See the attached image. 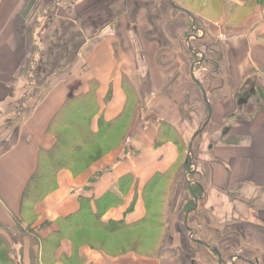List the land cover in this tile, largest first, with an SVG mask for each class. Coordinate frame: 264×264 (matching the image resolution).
<instances>
[{
  "label": "crops",
  "instance_id": "0c3cea01",
  "mask_svg": "<svg viewBox=\"0 0 264 264\" xmlns=\"http://www.w3.org/2000/svg\"><path fill=\"white\" fill-rule=\"evenodd\" d=\"M3 1L0 0L2 3ZM228 1L230 10L231 7L235 11L246 6V0ZM233 3L237 4V7H234ZM17 4L18 2H11V8L0 14V233L11 246L15 264H32V253L41 251V238L47 237L58 228L61 217L79 208L80 195L98 198L108 190H117L119 178L125 173H131L133 181L126 187L123 201L109 207L103 219H124L130 222L139 220L147 213L144 198L146 184L155 174L159 172L167 174L173 170L182 156L181 144L179 145L169 135L165 134L161 138L162 141L157 143V138L163 131L160 128L161 122L166 120L173 122L168 116L172 114V110L176 111L174 107L180 105L178 103L180 89L168 82L167 70H148V78L143 80L141 79L143 75L140 74L135 84L133 75L140 72L128 68L130 57L127 51L128 59L121 56L120 61L111 57L116 65L115 70L114 65L110 66L108 62L98 65L97 54L102 60L104 55L99 52L106 51L107 47L112 51V41L102 40L97 49L95 48L97 45L92 48L93 54L87 57L89 68L85 71L89 80L95 78L100 82L96 90V100L101 108L91 119L92 130L99 129L101 116L111 120L130 102L126 87L122 86L123 76H128L136 86L141 103L138 104V109L134 110L127 135L119 145L80 173H75L70 168L58 172L57 187L34 206L31 225L35 232L19 240L15 235V225L20 216L24 189L36 169L39 149L49 148L56 141V138L47 131L49 122L67 95L74 91V93L88 91L89 83L79 76H73L78 80V85L71 88L64 80L61 82L63 85L61 98L39 100L37 109L33 108L34 101L39 99L37 97L35 100L32 92L35 87L32 83L22 82L18 74L16 77V74L11 73L12 70L16 71L18 66V70H21L22 63L19 60L23 58V51H26L21 43V35L18 29L14 32L12 29H3L19 25L18 22L13 24L11 22L12 11ZM252 6L253 8L249 9L250 13L238 24H227L226 15L221 14L216 22L205 25L213 26L219 38L232 44L235 53L238 52L229 57L233 77L231 75L228 82L231 83V89L237 98L221 100L215 105L209 99V91L207 93L205 89L200 88L201 84L198 86L190 81L184 83L180 93L185 91L184 97L189 96L187 104L191 102V96L192 101L197 102L199 99L201 101L198 102H202L203 99L206 101L205 113L211 109L206 127L208 125L210 127V123L214 121L220 124L216 131L219 142L216 146L209 147L213 148V158L208 164V174L204 180L197 182L203 192L202 196L206 197L210 192L216 205L227 206V199H234L235 194L244 193V196L252 199L253 204L250 207L253 208V212L250 218L255 220L252 225L256 228L252 227L249 235L252 242L259 248H264V0H254ZM21 26H24L23 21ZM205 33L207 36L210 34L209 31ZM78 37L79 43L85 39ZM81 52L80 50V55ZM81 63H85V59H82ZM82 64L80 67H83ZM120 64L126 67L120 69ZM80 71L77 70L78 73ZM216 71L218 70H214L213 77L225 84L224 78L218 75L219 73L216 74ZM71 72L75 74L74 70ZM145 82L149 83V87L143 86ZM247 84L250 85L248 95L247 92L244 93ZM171 86L175 89H169ZM220 89L222 91L224 87ZM109 92L111 96L107 98ZM226 105H233V110L232 112L230 110L229 114L226 112ZM188 121L178 119L181 124L177 125L179 130L181 128L182 137L187 132L184 131V122ZM93 177L95 180H92ZM207 203L210 204L208 200ZM243 219L245 217L240 212L234 221ZM170 231L169 226L168 234ZM178 232L181 233V229H178ZM237 234L244 235L243 230L237 231ZM38 239L39 243L35 244L34 241ZM78 251L79 255H75L72 240L60 239L55 259L51 264H65L64 259L76 261L78 257L85 258L82 264H183L176 255H164L153 259L136 252H126L114 257L89 245L80 246ZM255 260L258 264V260Z\"/></svg>",
  "mask_w": 264,
  "mask_h": 264
},
{
  "label": "rangeland",
  "instance_id": "374dc122",
  "mask_svg": "<svg viewBox=\"0 0 264 264\" xmlns=\"http://www.w3.org/2000/svg\"><path fill=\"white\" fill-rule=\"evenodd\" d=\"M11 2H18L12 11L11 22L12 24L18 22L19 25L3 29H12V32L18 29L21 43L26 50L23 51V58L19 60L22 63L21 70H18V66L16 71L12 70L11 73L16 74V77L18 74L22 82L32 83L35 87L32 91L35 100L39 97L34 101L35 110L39 100L61 98L63 86L61 82L64 80L70 84L71 88H75L78 80L73 76L83 78L89 83L90 88L91 81L95 78L89 80L86 75L85 70L89 68L87 57L93 54L92 48L97 45L95 47L97 49L101 45L102 40L113 42L112 51L107 47L106 51L99 52L104 57L100 60L97 54V64L108 62L110 66L114 65L113 70H115L116 65L111 57L120 61H122L121 56L128 59L127 51L130 57L128 68L140 72L133 75L135 84L140 74L143 75L141 79L148 78V70H167L168 82L180 91L184 83L190 81L195 85L201 84L200 88L205 89L207 93L209 91L210 98H208L215 105L221 100L237 98L236 93L231 89V83L228 82L232 75L229 57H233L238 52L235 53L232 44L219 38L213 26L207 25L209 28L205 26L207 23L216 22L219 14H224L228 10L227 24L241 22L240 18L243 16L240 13L243 10L240 8L235 11L230 10V4H226L227 7L224 9L220 4L222 0H4L3 3L0 2L1 15L5 9L11 8ZM173 3L179 7H175ZM22 21L24 26H21ZM208 31L210 34L207 36L205 32ZM78 36L85 39L79 43ZM132 36L134 38H131ZM82 59H85L83 64ZM80 64L83 67H80ZM124 67L126 65H119L120 69ZM73 70L75 74L71 72ZM77 70L81 71L78 73ZM214 70H218L216 74L219 73L218 75L224 78L225 84L213 77ZM121 79L122 86L126 87L129 77L123 76ZM96 81L100 85V82ZM128 86L127 84V89ZM132 86L133 92L128 91L130 118L141 103L136 86ZM143 86L149 87V83L145 82ZM249 86L247 84L244 92H247V95ZM221 87H224L222 91ZM169 89L175 88L171 86ZM180 91L178 95L180 105L174 107L176 111L172 110V114L168 116L173 120L169 122L173 124V129L167 128L165 133L173 139L177 137V140L182 141V156L176 167L167 173L168 178L163 179L151 195V198H156L154 210L151 213L156 212V215H153L160 216L158 221H167L166 224L170 226L171 231L165 247L159 254L156 250L153 255L137 254L153 259L164 255H176L183 264H254L255 259L258 260V264H264V248H259L252 242L249 235L253 230L252 227L256 228L252 225L255 220L250 218L253 212V208L250 207L253 204L252 199L244 196V193L235 194L234 199L221 197L228 200V206L216 205L210 192L206 197L202 196L203 192L197 183L204 180L208 174V164L213 158V148L209 147L210 145L214 147L219 142L216 134L220 125L218 122L210 123V127L208 125L202 134L193 139L192 156L187 162L185 161L190 148L189 144L195 132L207 122L210 108L206 114L204 109L206 101L204 99L202 102H198L200 99L197 102L192 101V96L191 102L187 104L189 96L184 97L185 91L182 94ZM74 92L67 95L63 103L71 95L79 96L78 94L84 93ZM225 108L229 114L230 110L231 112L233 110V105H226ZM80 111L79 109L76 112ZM178 119L189 120L187 123L184 122L186 128L184 131L187 130V132L183 137L180 133L181 128L179 130L177 125ZM48 127L47 131L55 137ZM57 153L59 154V151ZM196 186L199 191L191 195L189 189ZM225 206H227L226 212ZM240 212L245 219L235 222ZM178 229H181V233ZM241 229L244 235H236V232ZM160 238L161 235L158 240L156 239L157 243ZM239 254L245 258H252L253 262L236 258ZM76 261L64 259L65 264H76ZM51 262L53 261L51 260L50 264Z\"/></svg>",
  "mask_w": 264,
  "mask_h": 264
},
{
  "label": "trees",
  "instance_id": "16d2710c",
  "mask_svg": "<svg viewBox=\"0 0 264 264\" xmlns=\"http://www.w3.org/2000/svg\"><path fill=\"white\" fill-rule=\"evenodd\" d=\"M253 1L246 0V6L240 8L243 10L240 13L243 16L240 18L241 20L250 13L249 9L253 8ZM226 2V0H222L220 3L224 9L227 7ZM232 5L237 7V4L233 3ZM228 11L224 12V15H227ZM91 84L89 90L83 94L71 95L49 124L48 130L55 135L56 141L49 148H40L36 169L24 189L20 216L15 225V235L19 240H22L25 235H32L35 232V228L31 225L34 206L57 187V174L60 170L70 168L75 173L84 171L92 162L119 145L127 135L129 122L132 119L128 112L129 103L120 114L111 120H106L101 116L99 129L92 130L91 119L97 111L100 112V105L96 100L98 86L96 79L92 80ZM127 84L129 85V90L126 85L127 92H133L132 82L129 80ZM110 96L111 92L107 94V98ZM79 109L81 111L77 113L76 111ZM172 125L167 121L161 122L160 128L163 132L159 134L157 143L162 141V136L167 135L165 133L167 128L173 129ZM174 140L182 146L181 140H177V137H174ZM166 175V173L159 172L146 184L144 198L147 213L139 220L129 222L124 219H103V215L109 207L123 201L126 187L133 181L131 173L120 176L117 190H108L98 198L80 195L79 208L61 217V220L58 221V228L47 237L41 238V251L33 253L32 264H50V261L55 259L60 239L63 238L72 240L75 255H79L78 249L82 245H89L96 250L114 256L131 251L153 255L156 250L159 254L165 247L169 225L166 224L167 221H158L160 216H155L156 212L151 213L156 203V198H151V195L159 183L168 178ZM92 180H95V177ZM189 190L191 195H194L199 191V188L196 186ZM166 218L168 219V215ZM160 235V241L157 243ZM39 241L40 239L34 242L37 244ZM84 260L85 258L78 257L76 264H81ZM0 264H15L11 246L1 233Z\"/></svg>",
  "mask_w": 264,
  "mask_h": 264
},
{
  "label": "water",
  "instance_id": "95a60500",
  "mask_svg": "<svg viewBox=\"0 0 264 264\" xmlns=\"http://www.w3.org/2000/svg\"><path fill=\"white\" fill-rule=\"evenodd\" d=\"M174 4V3H173ZM174 6L175 7H179L177 4H174ZM197 82H199V81H197ZM201 86V85H200ZM204 94H206L205 92H204ZM210 115H211V109H210ZM209 123V119L207 120V122L201 127V128H199L197 131H196V133L194 134V136H193V138H192V141L190 142V144H189V146H190V148H189V151H188V153H187V156H186V159H185V161L187 162L188 161V159L192 156V144H193V139L197 136V135H200V134H202L203 133V131H204V129H205V127H206V125ZM198 241H201V240H198ZM212 247V246H211ZM216 249H218V248H216ZM236 258H239V259H241V260H243V261H249V262H253V260L252 259H250V258H245V257H243L242 255H236ZM254 264H257L256 263V260L254 261Z\"/></svg>",
  "mask_w": 264,
  "mask_h": 264
},
{
  "label": "flooded vegetation",
  "instance_id": "af4514ba",
  "mask_svg": "<svg viewBox=\"0 0 264 264\" xmlns=\"http://www.w3.org/2000/svg\"><path fill=\"white\" fill-rule=\"evenodd\" d=\"M219 253V252H218Z\"/></svg>",
  "mask_w": 264,
  "mask_h": 264
}]
</instances>
